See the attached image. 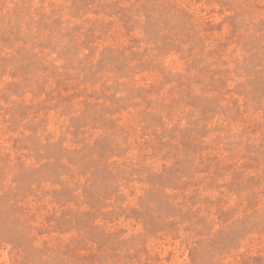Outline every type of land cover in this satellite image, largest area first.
I'll return each mask as SVG.
<instances>
[{
	"label": "rangeland",
	"instance_id": "374dc122",
	"mask_svg": "<svg viewBox=\"0 0 264 264\" xmlns=\"http://www.w3.org/2000/svg\"><path fill=\"white\" fill-rule=\"evenodd\" d=\"M0 264H264V0H0Z\"/></svg>",
	"mask_w": 264,
	"mask_h": 264
}]
</instances>
